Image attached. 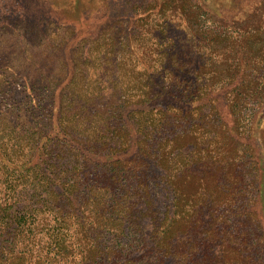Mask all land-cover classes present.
Segmentation results:
<instances>
[{
  "label": "trees",
  "instance_id": "obj_1",
  "mask_svg": "<svg viewBox=\"0 0 264 264\" xmlns=\"http://www.w3.org/2000/svg\"><path fill=\"white\" fill-rule=\"evenodd\" d=\"M258 8L237 21L235 31L198 35L203 53L195 72L188 80L171 75L186 106L164 108L162 102L173 99L153 94L152 81L142 78L133 86L138 90L121 91L124 101L163 108L143 115L135 107L140 119L132 125H116L111 108L105 121L92 115L91 123L81 121L62 103L61 146L87 144L92 155H108L103 173H95L102 180L84 185V168L55 165L49 153L56 136L47 127L0 119V264H264V20ZM194 12L187 14L201 17ZM169 57L165 52V61ZM178 62L184 72L187 62ZM15 78L0 75V96ZM93 78L79 77L80 89L68 102L85 107L97 100L87 89ZM122 82L130 84L131 77ZM151 145L164 202L142 175ZM130 149L142 157L116 156Z\"/></svg>",
  "mask_w": 264,
  "mask_h": 264
},
{
  "label": "rangeland",
  "instance_id": "obj_2",
  "mask_svg": "<svg viewBox=\"0 0 264 264\" xmlns=\"http://www.w3.org/2000/svg\"><path fill=\"white\" fill-rule=\"evenodd\" d=\"M255 7H259L264 20V3L261 5L260 0H0V75L16 77L0 96V119L30 122L38 129L47 127V133L56 136L49 153L55 165L84 168L88 173L84 185L93 183V179L102 180L95 173H103L102 160L107 161L108 155H92L89 152L93 147L87 144L79 149L61 146L63 137L57 136V119L62 103L65 102L64 110H73L77 119L88 122L91 115L93 120L105 121L111 108L107 112L112 115L109 119H117L119 127L127 125L126 120L132 125L140 119L137 110L133 111L135 107L143 109V115H151L169 105L186 106L179 100L181 92L171 75L188 80L195 72L194 63L203 53L198 47V35L211 28L235 31V23L248 19ZM193 10L201 17L187 14ZM165 52L170 54L168 61L163 58ZM177 54L180 57L176 61ZM179 60L187 62L184 72L177 65L181 64ZM87 73L89 79L96 76L87 89L96 91L97 100L85 107L79 102L69 103L68 96L80 89L79 77ZM125 76L131 77L130 84L122 82ZM140 78L152 81L153 94L172 98L173 102H162L165 106L161 107L157 103L136 106L129 103L132 98L124 101L121 91L138 90L133 86ZM85 110L88 112L83 116ZM166 127L171 132L173 127L165 126L163 130ZM74 133L83 141L84 135L78 130ZM164 134L161 132V136ZM258 134L260 139V130ZM138 136L133 139H139L141 134ZM154 146H146L142 175L148 179L154 197L164 202L166 191L159 180L161 171ZM133 150L116 156L142 157L143 151ZM87 154L94 156L92 161L83 160ZM147 227L146 232L142 231L146 237L152 228ZM140 243V252L150 245L148 240Z\"/></svg>",
  "mask_w": 264,
  "mask_h": 264
}]
</instances>
